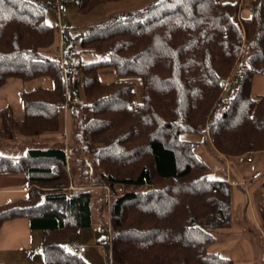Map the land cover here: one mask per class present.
Listing matches in <instances>:
<instances>
[{
  "label": "trees",
  "instance_id": "obj_1",
  "mask_svg": "<svg viewBox=\"0 0 264 264\" xmlns=\"http://www.w3.org/2000/svg\"><path fill=\"white\" fill-rule=\"evenodd\" d=\"M123 1L78 0V6L87 15ZM249 10L243 18L239 2L156 0L77 32L79 52L66 33L71 46L62 61L44 51L57 27L40 2L0 3V87L10 79L51 82L21 93L22 120L10 108L1 111L0 140L60 132L79 68L86 102L72 109L71 139L93 156L97 184L123 189L110 214L123 264H234L209 249L215 232L232 224V187L211 178L196 143L182 135L211 140L228 158L264 153V96L252 97L254 78L264 73V0H251ZM81 52L106 59L83 64ZM245 53L249 66L235 95L225 99V84ZM103 68L123 80L103 82ZM131 78L142 80L139 104ZM71 147H30L22 157L0 153V175L24 173L29 186L26 200L0 206V228L28 219L41 232L44 264H89L65 245L93 225L92 191L71 179ZM260 213L264 230V205Z\"/></svg>",
  "mask_w": 264,
  "mask_h": 264
},
{
  "label": "rangeland",
  "instance_id": "obj_2",
  "mask_svg": "<svg viewBox=\"0 0 264 264\" xmlns=\"http://www.w3.org/2000/svg\"><path fill=\"white\" fill-rule=\"evenodd\" d=\"M37 2H40L42 6L45 8L46 11V19L47 22L52 25L56 26V32H55V41L54 44L51 46V48L44 50L46 53H53L51 54L54 57H60V55H63L60 45H56V39L60 40L61 33L65 31L66 33H70L71 37L73 38L74 42L76 41L74 34L77 32H84L89 26L102 24L107 22L108 20L116 17L117 15L123 16L126 14V12H133L136 10L143 9L152 3H154L156 0H127L120 3H111L104 6L98 7L94 12L90 14H83L79 10V4L78 0H64L67 6L66 13H60L58 10V5L61 0H35ZM242 8V7H241ZM65 45L66 48L64 50H68L69 42L71 43L70 39H65ZM73 42V41H72ZM74 42L72 44H74ZM77 52L80 51L79 48V42H77ZM68 45V46H67ZM248 53H245L243 56L241 62L239 63V66L237 70H235V78L229 79L225 85H227V88L230 84V88L226 89L225 99H229L232 96L235 95L241 77L245 70L248 68ZM106 58L104 56L96 55L94 53L90 52H81L80 60L83 64L88 63H96L102 60H105ZM62 60V59H61ZM63 61V60H62ZM100 78L105 83H111V82H117L123 80L116 72L114 68H103L99 71ZM74 80H75V87L74 84H70V82L67 85V88H69L68 92L73 91L74 87V95L73 100L76 103H73L70 101V99L67 98V107L64 108L70 109L75 108V106L80 107L82 104H84L85 96L83 92L82 87V76L79 68H76L74 71ZM134 82L135 84V103L139 104L143 100V84L142 80L140 78H131L129 79ZM16 90L18 94L20 92L31 90L37 86L43 85V86H51V82L47 80H39L33 83L29 84H16ZM68 93V97L71 96ZM17 100H19V95ZM8 102V101H4ZM9 102L11 106L17 110V105L14 98H9ZM64 111L61 112L62 117V128L60 132L53 133L54 137H51L50 139L43 138V136H48L50 134H45L36 138H25L20 137L21 141H25L27 144H30L32 147H42V148H50V147H57V146H64L66 148V151H68V148H73L74 150L70 151V162H69V170L72 181L75 180L77 184H84L89 185V189L92 191V213H93V225L90 228L83 229L80 234L79 241H74L79 244H83L86 247V250L88 248V252L86 254H82L81 257L89 264H123L122 259L120 258L118 251L116 249L115 244V236L114 232L111 228V204L116 198V195H119L123 192V189L120 190H113L109 187H103L99 184H97L98 176L100 171L95 168V166L92 163L93 156L89 153L81 151V149H84V146L82 143L75 140L73 141L71 137L69 136L68 140L66 137L62 138V134L64 131ZM74 132V126H72L71 130V136ZM182 139L192 141V142H198L199 145H197L199 148L198 151H203V160L205 163L210 167V176L212 179H218L223 180L226 178H231L232 169L231 161H234L239 173H240V179H237V177H233L234 181L237 183H240L241 186H231L232 187V194L234 198V210L236 211V204L239 200L243 202V204L247 203L249 201V210L251 208L253 215L251 218H238V214L233 212L234 219H236L241 225L240 229L243 230L244 228H250L252 229L249 231V237L252 240V246L254 250H251L250 252L243 247L240 249V253H236L235 256H238L236 258L240 259H246L248 258L249 254L254 255V260L256 264H264V232L261 227V207L264 205V189H263V181H264V161L262 159V154L255 153L256 160L254 162H243L242 159L238 158H228L227 156H224L223 154H220L216 152L214 149V145H212V141H205L204 138L200 135L195 134H183ZM17 144L16 139L12 141H4L0 140V153H9L12 152L14 149H3V146H13ZM70 144V146H69ZM250 155V154H248ZM254 156V153H253ZM230 162V164H229ZM214 167H217V170H214ZM231 169V170H229ZM261 170V177L263 174V177L259 181H253L251 184H249L250 179H252L251 175L252 172L255 170ZM229 171L231 175H229ZM225 172L227 173V177L225 176ZM73 176V177H72ZM227 179V180H228ZM259 179V178H258ZM242 180V181H241ZM230 180H228L229 182ZM243 182V183H242ZM73 183V182H72ZM231 183V181H230ZM231 185V184H230ZM75 186H71L70 189H75ZM107 188V189H105ZM242 188L245 189L244 192L242 191ZM238 191H240L238 193ZM108 197H107V195ZM243 224V225H242ZM108 229V230H107ZM108 232H107V231ZM219 231V230H218ZM217 231V232H218ZM249 238V239H250ZM245 240V238H244ZM250 240V241H251ZM246 241V240H245ZM232 241H229L231 243ZM71 242L66 243V247L68 249ZM236 244V243H235ZM249 244V243H248ZM220 245L228 246L226 242L222 241ZM250 245V244H249ZM249 245H247L249 247ZM251 246V247H252ZM226 248V247H225ZM224 248V250H225ZM250 248V247H249ZM228 258V257H227ZM254 262V263H255ZM240 261H237V264H242ZM247 263V262H245Z\"/></svg>",
  "mask_w": 264,
  "mask_h": 264
},
{
  "label": "crops",
  "instance_id": "obj_3",
  "mask_svg": "<svg viewBox=\"0 0 264 264\" xmlns=\"http://www.w3.org/2000/svg\"><path fill=\"white\" fill-rule=\"evenodd\" d=\"M228 2H239L242 7L241 16L243 18H249L250 17V10L249 5L251 0H226ZM70 35V33H67V35ZM76 34V33H75ZM74 34V35H75ZM71 36V35H70ZM60 40L56 39V45H60V49L63 53L61 56V59L63 60L65 53L67 50L63 49L66 48L65 45V39H66V32L63 31L61 33V36L59 38ZM68 46V45H67ZM70 46V45H69ZM68 46V47H69ZM75 51L77 50L78 44L74 42L72 45ZM80 48V47H79ZM80 50V49H78ZM79 52V51H78ZM53 54V53H50ZM235 78V75H234ZM234 78L232 80H234ZM16 84H23L21 80L18 79H10L4 86L0 87V113L6 108H10L13 113L15 114L16 118L18 120H22L24 117V107L23 102L21 98V93L18 94L16 90ZM19 95V100H17ZM264 96V73L256 75L252 84V97L254 99H258L259 97ZM9 98H14L17 110L14 109L10 102ZM8 101L7 103L4 101ZM73 103H76L74 100H71ZM72 107L70 109L64 108V131L62 134V138L66 137L68 140L69 136L71 137V130L73 126V117H72ZM50 139L51 137H54L53 135L43 136V138ZM16 143L13 146H3V149H14L12 152L9 153H1L3 155H8L12 157H22L27 154L29 151L30 144H27L25 141H21V138H16ZM196 143L195 152L197 155H199L203 159L204 152L198 151L199 148ZM258 154V153H256ZM262 154V159L264 161V153ZM243 160V159H242ZM256 160L255 153H254V160L248 161L247 158L243 160V162H254ZM230 164V162H229ZM236 164L234 161H231L230 168L232 169L233 175H231L229 171V175H231V178H226L230 181H234L233 177H237V179H240V173L235 167ZM229 169V170H231ZM257 172H261V170H255L252 172V179H250L249 184L253 181H259L262 177L259 179L254 180L253 175ZM225 176L227 177V173L225 172ZM242 181V180H241ZM243 183V182H242ZM80 184H77V186ZM75 184V187H77ZM89 188V185L87 186ZM240 187V186H239ZM245 189L242 188V191L244 192ZM240 191H238L239 193ZM29 195V186H28V178L27 175L24 173H15V174H2L0 175V206L13 202V201H20V200H26ZM237 210L235 211L234 208V198L232 194V224L229 228L221 229L218 232H215L216 241L215 243L209 248L211 252L218 253L222 257L229 258L233 260L234 264H237V261L243 262L242 264H256L254 260V255L248 256L246 259H238L235 256L236 253H240L241 247L250 252L251 250H254L252 246V240L249 237V231L252 229L247 228L241 230L238 221L234 219L233 212L238 214V218H251L253 212L250 208L249 210V201L247 203L243 204L241 200H239L238 203H235ZM253 220V219H252ZM243 225V224H242ZM261 227H262V220H261ZM263 229V228H262ZM264 232V230H263ZM245 238V240H244ZM250 238V239H249ZM251 240V241H250ZM224 241L227 243L228 246L220 245V243ZM229 241H232L229 243ZM236 243V244H235ZM250 245H249V244ZM252 243V244H251ZM82 246H85L83 244H80ZM249 245V247L247 246ZM252 246V247H251ZM226 247V248H225ZM225 248V250H224ZM88 252V248L84 254ZM4 262L5 264H44V254L42 251V235L39 230H33L31 228L30 221L26 218H17L9 221H5L1 228H0V263ZM247 262V263H245ZM255 262V263H254Z\"/></svg>",
  "mask_w": 264,
  "mask_h": 264
},
{
  "label": "built area",
  "instance_id": "obj_4",
  "mask_svg": "<svg viewBox=\"0 0 264 264\" xmlns=\"http://www.w3.org/2000/svg\"><path fill=\"white\" fill-rule=\"evenodd\" d=\"M58 10L60 11V13H66L67 11V6H66V3L64 0H61L59 5H58ZM225 88H227V85H225ZM67 103V102H65ZM65 107H67V104H65ZM247 160L248 161H252L254 160V156H253V153H250V155L247 156ZM214 170H217V167H214ZM261 177V173L260 172H257L253 175V179L256 180L258 178ZM232 186H241L240 183H237L236 181H231L230 183ZM107 189V188H105ZM121 188H117L116 190H120ZM108 230V229H107ZM106 230V231H107ZM108 232V231H107ZM69 248H70V251L75 254V255H81L83 254L84 252H86V247L85 246H82L80 245L79 243L77 242H74L72 241L69 245ZM0 264H5L4 262H1Z\"/></svg>",
  "mask_w": 264,
  "mask_h": 264
},
{
  "label": "snow or ice",
  "instance_id": "obj_5",
  "mask_svg": "<svg viewBox=\"0 0 264 264\" xmlns=\"http://www.w3.org/2000/svg\"><path fill=\"white\" fill-rule=\"evenodd\" d=\"M0 3H2V0H0Z\"/></svg>",
  "mask_w": 264,
  "mask_h": 264
},
{
  "label": "bare ground",
  "instance_id": "obj_6",
  "mask_svg": "<svg viewBox=\"0 0 264 264\" xmlns=\"http://www.w3.org/2000/svg\"><path fill=\"white\" fill-rule=\"evenodd\" d=\"M229 183H230V181H229ZM232 186V185H231Z\"/></svg>",
  "mask_w": 264,
  "mask_h": 264
}]
</instances>
